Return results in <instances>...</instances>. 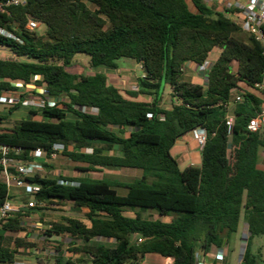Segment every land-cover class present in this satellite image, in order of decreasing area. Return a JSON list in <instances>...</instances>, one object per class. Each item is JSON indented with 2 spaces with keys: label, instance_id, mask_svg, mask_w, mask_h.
<instances>
[{
  "label": "trees",
  "instance_id": "1",
  "mask_svg": "<svg viewBox=\"0 0 264 264\" xmlns=\"http://www.w3.org/2000/svg\"><path fill=\"white\" fill-rule=\"evenodd\" d=\"M190 4L195 12L186 0H29L0 14V29L8 34H0V47L14 56L0 59V97L31 86L43 91L37 95L44 102L28 109L39 119L25 117L0 130V145L24 161H31L32 151H44V168H52L53 146L63 145L59 155L85 174L78 179L35 174L26 181L40 186L32 196L37 204L67 202L87 209L89 226L64 219L51 223L46 234L80 241L67 250L85 254L89 264H139L147 254L172 258V264H198L199 254L226 245L241 218L250 235L239 264H257L250 243L264 236V170L259 167L264 132H249L247 125L264 105V91L255 88L263 78L264 58L254 38L226 17L228 11L214 12L202 0ZM28 20L44 25V34L28 31ZM213 50L218 54L204 83H192L184 66L204 64ZM77 54L87 57L91 69H116L118 60H132L142 73L137 90H123L103 73H73ZM165 88L167 108L160 106ZM141 94L152 101H139ZM236 94L240 101L232 103ZM20 105H12L8 114ZM196 128L206 131L200 164L180 170L171 149ZM114 148L119 155L108 154ZM106 169L135 170L139 176L130 181L89 176ZM9 200L0 176V207ZM147 212L157 217H143ZM7 221L0 225V263L8 264L13 251L3 247L2 234L18 227L11 226L17 219ZM94 238L113 240L115 246L90 243Z\"/></svg>",
  "mask_w": 264,
  "mask_h": 264
},
{
  "label": "crops",
  "instance_id": "2",
  "mask_svg": "<svg viewBox=\"0 0 264 264\" xmlns=\"http://www.w3.org/2000/svg\"><path fill=\"white\" fill-rule=\"evenodd\" d=\"M189 3V9L192 12H195L194 7L190 4V0H186ZM202 2L210 8L214 12L224 13L227 11V5L230 0H202ZM217 56H215L216 58ZM214 58V59H215ZM213 59V60H214ZM129 60V59H128ZM122 61V62H121ZM130 64L125 65L123 59H120L116 62L117 68L116 69H109V71L102 72V69L94 68L90 70V73H86L87 75H94L95 73H103L107 76L109 82L115 86L120 87L123 90H133L137 83V76L134 72H131V68L134 66L137 71H140V66L134 63L132 60H129ZM213 62V61H212ZM120 63H123L120 65ZM131 66V67H129ZM196 70V76L191 75V81L194 82L195 80L200 81L202 80L204 83V76L201 77L197 69L195 68L194 64L187 63L184 66V74L186 76H190L188 72H192ZM75 74H80L74 72ZM142 76V73H141ZM196 79H195V78ZM198 84L200 82H197ZM168 89V88H167ZM168 93L166 94L168 97ZM2 94L1 96H3ZM146 94L138 95L137 99L143 102H151L145 97ZM164 93L161 97L160 106L162 107V98ZM149 96V95H146ZM169 98H166L164 101H167ZM167 102H164L163 105H166ZM168 107V105H167ZM165 107V108H167ZM38 117V116H35ZM29 118V117H28ZM39 118V117H38ZM174 151L172 156L177 160L179 156L183 157V161L187 164L185 168L194 166L197 167L200 164V148L197 145L196 141L192 138L191 134H186L182 138L176 141L175 145L171 149V152ZM261 153V157L262 154ZM109 155H119V151L117 148H114L113 151L108 153ZM56 160L50 161V164H54ZM178 162V160H177ZM179 164V163H178ZM260 169L264 170V164H259ZM184 168V169H185ZM128 170V169H127ZM129 171V170H128ZM135 171V170H134ZM73 173H75L73 171ZM136 173H138L136 171ZM40 175V173H38ZM60 174L63 177H68L70 179H78L82 178L85 175L80 174H67L60 172L59 170L55 169L53 171V175ZM80 174V175H79ZM98 176L94 177V174L90 175L92 179H101L103 177H99L100 175L103 176V173H96ZM138 175L135 177L137 178ZM134 178V179H135ZM11 196V201H21L27 202L32 199V197L26 193L25 189H18V188H11L9 191ZM66 203L67 207H63L64 210L57 211V212H50L47 210H31L26 211L25 215L23 216H10L7 220L10 219H17V223H11V226L18 227L17 230H6L3 232V247L7 248L8 250L13 251V262H18L20 264H66L69 262H76L77 260H83L80 264H89L88 257L82 253H73L67 250V247L70 243L74 245H79L80 241L72 240L66 235H48L46 231L50 228L51 223H63L64 219H76L84 223L86 226H89V222L86 219L87 209H75L70 203ZM44 207V206H43ZM68 209V211H66ZM76 212H80L83 216L76 214ZM241 220V219H240ZM162 221L167 222L168 218H162ZM8 222V221H6ZM242 226L241 230L238 224V229L236 233L230 236L229 241L226 245L215 252L208 253L206 255L199 254L198 255V263L200 264H211L215 262V264H229L231 255H232V246L235 243V238L233 235L239 233L240 235V255L238 259V264L241 261L243 250H244V240L248 236L247 226L242 219ZM92 244H103L107 247H114L115 242L110 239H103V238H94L91 240ZM222 254L223 260L219 261L215 259L216 254ZM172 258H164L156 254H147L144 258L140 261L139 264H172ZM0 264H7V263H0ZM131 264V263H127Z\"/></svg>",
  "mask_w": 264,
  "mask_h": 264
},
{
  "label": "built area",
  "instance_id": "3",
  "mask_svg": "<svg viewBox=\"0 0 264 264\" xmlns=\"http://www.w3.org/2000/svg\"><path fill=\"white\" fill-rule=\"evenodd\" d=\"M29 0H0V14H8V11L11 8L22 7L27 4ZM227 14L226 17L231 21L235 22L242 31L251 35L254 40L261 47V54L264 58V0H230L227 5ZM39 24L33 20H28L25 28L28 31H34L38 28ZM0 34L8 35L3 30L0 29ZM212 62L207 60L204 64L197 66L195 65L199 73H205L204 77L207 75ZM255 88L260 91H264V73L263 78L260 84H256ZM137 90V86L133 88ZM43 91L41 90V94ZM2 103L11 104L16 102L12 97H0ZM240 95H234L232 103L239 102ZM26 102H24L25 104ZM47 105L49 107L54 106V102L48 100ZM27 104V103H26ZM31 106L37 108L42 107L44 102L39 100L38 102H31ZM81 111L96 114L97 109L95 108H80ZM233 118L228 116L226 118V126L229 128L232 127ZM247 130L249 132L255 133L262 130L264 132V105L261 111L252 119L249 120L247 125ZM192 138L196 141L197 145L201 149L206 140V131L201 128L193 129L190 133ZM64 150V146L60 144H55L52 148V152L49 155L50 160H56L59 154ZM87 153H90V149L84 150ZM17 155V152L7 146L0 145V167H1V178L7 189L10 191L11 188L25 189L26 193L31 197L37 194L40 191V186L35 183H30L26 181V178L32 177L35 174H38L43 171V166L40 163V160L44 159L45 153L40 149H36L30 153L31 161H24L13 156ZM59 174H57L58 176ZM45 206L43 203L37 204L33 199L27 202L21 201H6L0 207V225L6 223L7 219L10 216L15 214H21L31 208L37 206ZM215 259L222 261L223 255L216 254ZM8 264H20L18 262H10ZM200 264V263H198Z\"/></svg>",
  "mask_w": 264,
  "mask_h": 264
},
{
  "label": "rangeland",
  "instance_id": "4",
  "mask_svg": "<svg viewBox=\"0 0 264 264\" xmlns=\"http://www.w3.org/2000/svg\"><path fill=\"white\" fill-rule=\"evenodd\" d=\"M45 30H46V27L44 25H39L35 31L38 35H43ZM217 54H218V51L213 50L210 53L208 60L210 62H212L213 59L215 58V56H217ZM12 58H14V56L11 54V52L8 49L0 47V59L1 60L12 59ZM123 61L125 62V65L130 64L128 59H123ZM121 64H123V63H120V65ZM129 67H131V66H129ZM97 68L102 69L101 70L102 72H105L107 70L109 71V68H106V67H97ZM90 70H91V68H89L87 65V57L83 54H77L73 59V67H72L71 71L73 73L77 71V73L79 72L80 74L87 75L86 73H90ZM131 72H134L137 77H141V72L137 71L134 66L131 68ZM188 73L190 74V76H186V77L191 81V78H192L191 75L193 74V76H196V70L192 71V72L190 71ZM197 82H200L199 84H203L202 80H200V81L195 80L192 83L198 84ZM163 93H164V95L162 98V107L165 108L168 105V100L164 101L166 98H168L166 95L168 93V89L165 88L163 90ZM3 94L4 95L2 97H6V98L12 97L16 102L8 104V103H2L0 101V116H8L5 120L0 121V130L4 131V130L11 129L13 125H15L18 121H20L21 119H23L25 117H29L31 119H33V118L39 119L38 117L30 116L28 114V109H29V107H31V105H30L31 102H38L40 100V98L38 97L37 94H41V89H37V88L31 87V86H28L24 89H20L17 92L3 93ZM255 94H257L258 96H261L259 92H255ZM145 97L148 100L152 99V96H146L145 95ZM24 102H26L27 104L26 103L24 104ZM164 102H167V104L163 105ZM16 103H21L20 107H18V109H16L12 114L9 115L8 109ZM171 153L173 154L174 151H172ZM177 160L179 163L178 164L179 169L183 170L187 165L183 161V157L179 156L177 158ZM260 161L262 164H264V153L262 154ZM51 166H52V168H44L43 167V171L40 172V176L57 177V175H53V171L55 169L59 170L60 172L64 173L65 175H67V174H71V175L72 174H78V172L74 170L75 164L72 163L71 161H69L68 158H66L63 155H59L56 159V162L54 164H52ZM73 171L75 173H73ZM92 174H94V177L98 176L96 173H91L90 175H92ZM82 175H85V174L82 173ZM137 175H138V173H136V171H134V170L128 171L127 169H122V170L106 169L103 172V176L100 175L99 177L118 179L121 181H130V180L134 179ZM118 193L120 195H124L125 190H118ZM63 207H67L66 203L53 202L49 205L44 206V210H47L50 212H57V211L64 210ZM66 211H68V209H66ZM76 214L83 216V214H81L80 212H76ZM128 215H131V214H128ZM143 217L149 218V219H154L157 216L152 212H147V213L143 214ZM241 222H242V218H241L240 224H239L240 230H241V226H242ZM233 237L235 238V243L232 246V255H231V259H230L229 264H238V259H239V255H240V247H241V242H240L241 238H240L239 233H237L236 235H233ZM244 248H245V240H244ZM250 251H251V254L256 257L257 264H264V236H257L251 240Z\"/></svg>",
  "mask_w": 264,
  "mask_h": 264
},
{
  "label": "water",
  "instance_id": "5",
  "mask_svg": "<svg viewBox=\"0 0 264 264\" xmlns=\"http://www.w3.org/2000/svg\"><path fill=\"white\" fill-rule=\"evenodd\" d=\"M200 74H202V73H200ZM204 75H205V73H203V74L201 75V77L204 76ZM249 235H250V233H248V236H249Z\"/></svg>",
  "mask_w": 264,
  "mask_h": 264
}]
</instances>
